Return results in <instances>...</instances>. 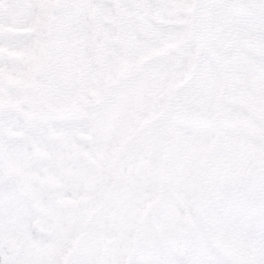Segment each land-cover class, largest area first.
I'll list each match as a JSON object with an SVG mask.
<instances>
[{
    "label": "snow or ice",
    "instance_id": "snow-or-ice-1",
    "mask_svg": "<svg viewBox=\"0 0 264 264\" xmlns=\"http://www.w3.org/2000/svg\"><path fill=\"white\" fill-rule=\"evenodd\" d=\"M0 264H264V0H0Z\"/></svg>",
    "mask_w": 264,
    "mask_h": 264
}]
</instances>
